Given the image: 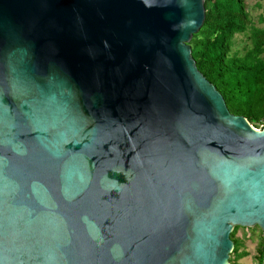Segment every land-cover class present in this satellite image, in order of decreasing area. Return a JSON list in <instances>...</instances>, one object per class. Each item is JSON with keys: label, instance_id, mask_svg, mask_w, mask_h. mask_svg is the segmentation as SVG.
Wrapping results in <instances>:
<instances>
[{"label": "water", "instance_id": "1", "mask_svg": "<svg viewBox=\"0 0 264 264\" xmlns=\"http://www.w3.org/2000/svg\"><path fill=\"white\" fill-rule=\"evenodd\" d=\"M204 0H0V264H230L264 240V128L190 43Z\"/></svg>", "mask_w": 264, "mask_h": 264}, {"label": "trees", "instance_id": "2", "mask_svg": "<svg viewBox=\"0 0 264 264\" xmlns=\"http://www.w3.org/2000/svg\"><path fill=\"white\" fill-rule=\"evenodd\" d=\"M206 19L190 47L197 70L223 97L230 114L245 118L254 129L264 128V29L253 26L247 0H204ZM259 23L264 24V17ZM249 35L244 55L233 53L236 36ZM237 229L231 234L230 264L240 253ZM264 242V241H263ZM258 264H264V243Z\"/></svg>", "mask_w": 264, "mask_h": 264}, {"label": "rangeland", "instance_id": "3", "mask_svg": "<svg viewBox=\"0 0 264 264\" xmlns=\"http://www.w3.org/2000/svg\"><path fill=\"white\" fill-rule=\"evenodd\" d=\"M250 7V15L253 26L264 29V24H260V18L264 17V0H247ZM251 47L248 33L245 35L236 36L233 43V53L244 55ZM262 131V128L257 129ZM243 236L237 237L236 240L240 243V253H245L246 258L240 260L239 264H258L260 250L262 248L263 235L258 228L251 230L236 228Z\"/></svg>", "mask_w": 264, "mask_h": 264}, {"label": "crops", "instance_id": "4", "mask_svg": "<svg viewBox=\"0 0 264 264\" xmlns=\"http://www.w3.org/2000/svg\"><path fill=\"white\" fill-rule=\"evenodd\" d=\"M236 236L240 237V236H243V234H241L239 231H237Z\"/></svg>", "mask_w": 264, "mask_h": 264}]
</instances>
